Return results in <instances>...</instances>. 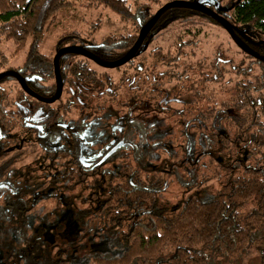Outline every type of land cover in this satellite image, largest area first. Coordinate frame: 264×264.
I'll return each instance as SVG.
<instances>
[{
	"label": "flooded vegetation",
	"instance_id": "1",
	"mask_svg": "<svg viewBox=\"0 0 264 264\" xmlns=\"http://www.w3.org/2000/svg\"><path fill=\"white\" fill-rule=\"evenodd\" d=\"M233 2L234 0L202 2L231 24L230 32L215 17L199 10L184 6L188 9L185 15L162 21L160 16L166 9L163 10L134 55L118 66L107 67L101 64L121 59L129 49L121 54L115 51V47L106 43L107 41H84L82 44L77 41L54 45L53 53L50 55L51 69L50 67L36 69L26 58L19 66L5 67L2 70L0 68V73H4L0 76V83L8 77L14 84L12 91L5 88L6 82L0 84L2 262L29 264L39 255H41L39 264L46 258L56 259L62 255L70 261L65 252L45 257L42 250L46 244L40 229L36 228L39 224L47 222L61 208L63 201L58 190L66 193H74L82 187L89 190L86 197L81 199L80 208L75 215L80 226L89 231L96 217L102 218L96 215L91 225L87 227L91 211L96 213L101 201L106 197L107 182L114 172L117 175L120 171L124 172L125 168L134 170L138 162L142 165L140 176L147 180H152L156 170L158 173H161L158 170L162 171L163 182L162 186L158 187L157 199L159 192L167 184L176 180L183 186L187 179L197 175L200 167L205 166L202 162L192 166L191 170L183 168V161L179 155L181 147H188L192 152L196 143L201 142L202 136L213 139L221 135L228 138L230 143L233 142V132L239 123L235 121L237 112L233 107L237 88L241 82L247 84L248 80L252 81L247 73L264 74V30L236 23L232 17ZM154 12L151 11V15L142 25ZM192 15L207 19L222 28L229 41L210 43L208 49L204 48L203 44H198L193 38L195 35L188 31L180 38L182 43L178 44L177 41L172 51H163V48L158 46L148 48L153 36L166 25ZM140 28L136 32L135 40ZM71 45L84 48L101 64L72 51L62 52L57 58L61 90L59 96L49 102L57 91L53 56L59 48ZM234 46L240 52L239 56L233 53ZM176 47L181 48L177 68L180 77L168 79V75H161V70H158L156 77L155 51L172 53ZM71 56L87 61L88 70L94 72L92 79H89L88 75L86 78L65 77L61 63L69 60ZM107 70H114L115 74L108 73ZM39 72L43 75L38 74ZM157 79L162 90L154 98L153 81ZM249 93L254 96L260 94L263 100L260 101L259 98L258 102L264 104V88L250 90ZM248 99H250L248 96H243L241 101ZM261 121L264 130V110ZM94 126L100 131V139H103V142L94 152L85 154L92 142L84 133L92 132ZM175 154L178 155L174 156ZM214 154L216 155L214 157L221 158L227 163L232 160L231 154ZM211 155L206 154L207 158H202L201 161L204 160L209 165L208 162L212 161ZM72 156L85 174V180L80 185H73V181L68 180L69 173L66 167L67 163L73 162ZM171 159L175 162L172 168L167 170L166 163ZM184 171L187 174L184 175ZM200 173L202 175L200 182L191 181L187 185L189 188L205 184L202 180L203 172ZM93 175L96 177L94 183L91 182ZM130 177L132 178V175ZM30 189V192L36 195L35 200L32 197L28 204L21 207V215L11 212L10 196L23 195ZM190 195L198 197L195 193ZM53 196L56 201H51ZM93 200L98 201L95 211L92 210ZM42 207H49L51 210L48 214L41 215ZM26 208L30 210L26 212ZM34 224L36 226L33 228Z\"/></svg>",
	"mask_w": 264,
	"mask_h": 264
},
{
	"label": "trees",
	"instance_id": "2",
	"mask_svg": "<svg viewBox=\"0 0 264 264\" xmlns=\"http://www.w3.org/2000/svg\"><path fill=\"white\" fill-rule=\"evenodd\" d=\"M66 1L0 0V40L11 41L16 48L26 47L25 58L36 69H51V56L39 51V42L47 20L57 9L66 5ZM95 1L109 7L133 25L130 33L118 37L107 36L101 40L124 54L135 40V31L151 15L150 8L147 3H138L131 10L124 0ZM187 11L184 6H173L161 14L160 20L181 17ZM232 17L240 25L264 30V0H234ZM180 40L178 38V44L182 43ZM77 41L82 44L89 40L73 33L59 37L55 45ZM180 53L179 47L172 53L155 51L154 75L157 77L158 70H161V75H168V79L180 77L177 73ZM4 62L1 61L0 66ZM88 69L87 61L75 56L61 63V70L68 79L70 76L86 78L87 75L92 79L94 72ZM38 74L43 75L42 72ZM247 74L252 81L248 80L247 84L241 82L233 98V107L237 112L235 121L239 122L233 132V142L230 143L228 138L221 135L213 139L202 136L201 142L196 143L192 152L188 147L180 148L182 167L188 170L201 164L202 158H207L206 154H212L209 165L203 162L202 180L214 176L220 180L215 197L200 199L190 195L173 210L170 217H165L164 209L158 207L156 199L158 187L163 182L162 171L158 170L161 172L158 173L156 170L152 180H147L140 176L142 165L138 162L134 170L125 168L124 172L120 171L117 175L114 172L107 182L106 197L96 213L91 211L87 227L96 215L101 216L110 229L118 230L110 243L120 248L121 252L117 255L93 253L85 264H217L221 260L235 261L246 251L247 246H254L258 250V264H264V130L261 121L264 104L258 102L259 98L263 100L260 94L254 96L249 93L250 90L264 88V74ZM153 84L156 98L162 87L158 79ZM243 96L250 99L241 101ZM213 153L231 154L232 160L227 163L214 157L216 155ZM71 159L73 162L67 163L66 167L68 180L73 181V185H80L85 180V174L74 156ZM174 162L171 159L166 163V169H171ZM95 178L93 175L92 183ZM30 191L10 196L9 210L21 215V207L28 204L32 197L34 200L36 198L35 193ZM52 200L57 199L53 196ZM29 210L25 209L26 212ZM50 210L49 207H42L41 215L48 214ZM42 264L71 263L62 255L56 259L46 258Z\"/></svg>",
	"mask_w": 264,
	"mask_h": 264
},
{
	"label": "rangeland",
	"instance_id": "3",
	"mask_svg": "<svg viewBox=\"0 0 264 264\" xmlns=\"http://www.w3.org/2000/svg\"><path fill=\"white\" fill-rule=\"evenodd\" d=\"M225 1V0H224ZM66 5L57 9L47 20L42 38L39 42V51L45 55L53 53L54 45L59 37L64 35L75 34L81 38L92 42H99L107 36H118L130 33L133 30V25L130 21L120 17L116 12L109 7L95 0H67ZM165 0H124L131 10L138 3H147V6L152 12L158 9ZM185 19V21L183 20ZM192 30V31H191ZM192 33L198 44H203L204 48L211 46L210 43L229 41L226 33L222 28L213 24V22L192 15L188 18L177 19L172 21L166 27L157 32L148 44L150 47H162L163 51L170 50L176 46L178 38L183 37L186 33ZM137 32V31H135ZM235 47V46H234ZM233 53L240 55V52L232 48ZM27 53L26 47L16 48L11 41L0 40V62L4 61V65L0 66L1 70L5 67L19 66ZM3 67V68H2ZM92 67H95L92 65ZM108 73L115 74L114 70H107ZM5 77L2 81L6 89L11 90L14 84ZM0 83V84H2ZM93 131L85 132V136L91 138V146L85 152L88 154L94 152L103 142L100 139V131L94 126ZM228 160V159H227ZM204 162V160L202 161ZM198 171L196 176L187 179L183 186H180L178 181L170 182L161 190L157 197V205L164 210L165 217H170L173 210L176 209V204L186 198L188 195L195 193L201 199H212L217 194L220 187V180L216 177L204 180L203 185L193 186L189 188L187 185L191 181L200 182L203 172V167ZM212 177V176H211ZM104 180V178H103ZM101 187L98 193H101ZM89 190L85 187L74 191V193H66L58 190L60 198L63 201L61 208L53 214L49 220L38 227L46 244L44 256H57L65 252L68 254L71 264H85L89 255L94 252L117 255L121 252L120 248L111 246L110 240L117 235L118 230L108 227L106 222L96 217L91 230L86 231L83 226H80L75 215L80 208V201L86 197V192ZM102 196H100V200ZM98 206V201H92V210L95 211ZM37 224L36 222H34ZM41 223V222H39ZM33 225V228L36 225ZM46 250V251H45ZM41 255L36 260L29 264H39ZM219 258L216 260L218 261ZM38 260V261H37ZM259 253L254 246H247L246 251L235 261H218L217 264H258ZM0 264H6L0 260Z\"/></svg>",
	"mask_w": 264,
	"mask_h": 264
},
{
	"label": "water",
	"instance_id": "4",
	"mask_svg": "<svg viewBox=\"0 0 264 264\" xmlns=\"http://www.w3.org/2000/svg\"><path fill=\"white\" fill-rule=\"evenodd\" d=\"M204 0H195V1H190V0H171V1H167L164 4H162L158 9L155 10V12L153 13V15L149 18V20L142 25V27L140 28L137 38L134 42V44L129 48V50L123 55V57H121V59L114 61L112 63H108V64H101L90 52H88L87 50H85L84 48L80 47V46H76V45H71V46H64L59 48L54 56H53V68H54V74H55V79H56V84H57V91H56V95L49 99L48 101H52L54 99H56L59 96L60 90H61V81H60V77L57 71V58L58 56L65 51H72L74 53H78L84 56H87L91 59H93L96 63L101 64L103 66H107V67H114V66H118L124 62H126L129 58H131L137 47L139 46V44L142 42L144 36L147 34V32L149 31V29L151 28V26L153 25V23L155 22L156 18L158 17V15L165 9L173 7V6H177V5H183L186 6L188 8L191 9H195V10H199L202 11L203 13H206L210 16L215 17L219 23L227 30V31H231V24H229L224 18L216 15V13L214 11H212L211 9L207 8V6H205L202 2ZM11 72V71H10ZM4 74L3 72L0 73V76ZM14 74V73H13ZM17 78L20 81L19 76L16 74Z\"/></svg>",
	"mask_w": 264,
	"mask_h": 264
}]
</instances>
